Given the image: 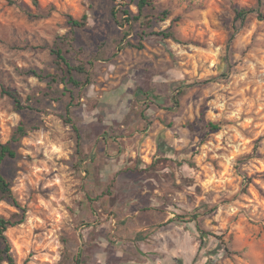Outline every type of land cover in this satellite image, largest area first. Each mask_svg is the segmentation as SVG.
<instances>
[{
  "label": "rangeland",
  "instance_id": "374dc122",
  "mask_svg": "<svg viewBox=\"0 0 264 264\" xmlns=\"http://www.w3.org/2000/svg\"><path fill=\"white\" fill-rule=\"evenodd\" d=\"M152 1L124 41L111 10L131 0H0V143L28 130L3 165L15 264H264V0ZM83 15L64 51L90 83L47 86L29 72H56Z\"/></svg>",
  "mask_w": 264,
  "mask_h": 264
},
{
  "label": "trees",
  "instance_id": "16d2710c",
  "mask_svg": "<svg viewBox=\"0 0 264 264\" xmlns=\"http://www.w3.org/2000/svg\"><path fill=\"white\" fill-rule=\"evenodd\" d=\"M8 5L16 7L19 10H23L21 4L18 0H6ZM33 3L36 5V0H32ZM115 1V0H111ZM131 2L135 5L137 13L133 14L128 7H121L117 8L114 6L111 10V15L115 23L122 29L123 40L125 41L128 36H130L131 29L134 24H141L145 28L151 27V20L153 15L149 14L151 11H155L156 8L153 4L152 0H131ZM249 10L244 9H236L235 13V20L243 21L245 17L250 13ZM25 13L31 16V12L25 10ZM159 16L162 19H165L168 15L167 11L159 12ZM258 18L264 20L263 14H258ZM87 23V16L83 15L81 19L76 20L71 17L68 18V25L70 26V31L66 36H61L58 38L57 42L54 43V46L51 50V54L54 58V65H55V73L54 74H47L42 76L35 71H30L34 77L39 79L40 81L46 82L47 86L52 87L53 85L60 83L64 85V90H67L68 86H72L73 88H78L80 86H86L90 83L89 72L87 68L82 65H71L65 57L64 47L74 40V32L76 29H82L86 26ZM141 35H147L146 32L143 30ZM154 35L161 36L165 39H173V34L171 32L164 33H154ZM124 47H134L130 42H126L124 46H119V50L123 49ZM137 49H142V44H139ZM77 76L83 77V81H79L76 79ZM1 94L7 96L11 99L13 106L16 111H22L24 106L22 101L19 97V94L12 89L4 88L1 86ZM177 104V102H175ZM72 104L69 103L66 105L65 108V122L69 124L73 131L76 133L77 139V154L80 153L79 147V133L78 128L73 124L71 118V108ZM208 127L211 131H217L219 126L213 123H209ZM27 127L20 123L15 131L13 132L10 140L5 144L0 143V202L6 201L13 205H16L14 200L12 190H11V183L5 178L3 174V165L5 161L10 159H15L17 157V152L14 148V144L17 143L22 137L27 135ZM23 222V216H20L19 219L10 220L0 217V264L2 262H6L7 264H15L14 258L11 252L10 243L5 235V232L8 228L14 227L19 225Z\"/></svg>",
  "mask_w": 264,
  "mask_h": 264
}]
</instances>
